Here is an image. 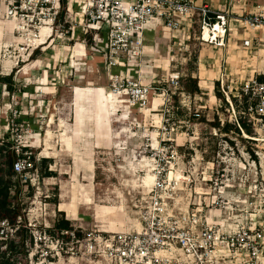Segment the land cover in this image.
I'll return each mask as SVG.
<instances>
[{
    "label": "rangeland",
    "instance_id": "374dc122",
    "mask_svg": "<svg viewBox=\"0 0 264 264\" xmlns=\"http://www.w3.org/2000/svg\"><path fill=\"white\" fill-rule=\"evenodd\" d=\"M67 5L63 4L62 15L70 12L69 7L80 12L77 4ZM74 25L73 39L70 34L64 37L55 31L46 46L33 52L36 46L27 41L25 53L19 43L7 41L0 45V129L6 124L4 105L9 80L13 79L12 73L2 66L9 61L16 67L19 62L26 63V115L17 119V133L28 146L26 150L33 154V161L34 157L37 161L51 159L49 170L54 173L50 178H42L39 173V181L28 180L29 186L20 179H11L10 186H16L14 206L19 208L26 228L22 227L17 242L12 244L10 257L0 256V264H97L83 249L75 254L47 257L55 254V247L44 238V232L56 237L59 231L53 225L61 219L70 221L79 237L91 231L112 234L138 229L140 203L153 187L143 183L148 167L155 169V175L158 171H165V176L174 173L172 182L165 179L167 190L161 195L168 197L169 209L175 214L195 211L201 220L211 219L222 227H251L253 223L264 227V128L260 126L255 132L248 127L249 133L238 128L220 82L224 75L225 82L233 88L230 92L225 87V91L233 95L241 81L252 75L246 65L247 53L255 49L252 34L246 33L253 46L243 51L236 43L240 39L236 34H231L232 41L223 50L203 43L199 24H194L188 40L183 39V33L176 34V39L166 33L163 42L158 41L160 57L147 56L146 79L157 74L158 79L165 80L168 72H179L180 88L169 91L171 98L167 100L154 96L160 105L153 112H146L153 98L143 109L129 103L117 104L116 109L111 108L109 131L100 126L97 132L98 127L90 122L77 133L75 87L101 86L112 90L109 79L96 75L89 65L95 52L89 50L91 54L83 61L76 55L75 49L81 48L85 38L79 19L72 25L65 24L63 32ZM6 32L14 37L8 27ZM147 34L156 37L159 30ZM85 40L87 45L93 43L90 37ZM259 49L264 54V39L260 38ZM151 56L157 58L152 60ZM202 59L207 61L206 67ZM220 61L221 67L216 71ZM261 61L259 71L264 72V56ZM87 74H91V79ZM194 79L198 81L197 92ZM231 100L237 112V102L232 96ZM180 174L184 178L182 190H176ZM30 178L34 180L35 176ZM63 202L72 204L75 218L65 212L60 216ZM172 255L171 261L166 262L167 254L160 264H188L180 252Z\"/></svg>",
    "mask_w": 264,
    "mask_h": 264
},
{
    "label": "built area",
    "instance_id": "2783aa9c",
    "mask_svg": "<svg viewBox=\"0 0 264 264\" xmlns=\"http://www.w3.org/2000/svg\"><path fill=\"white\" fill-rule=\"evenodd\" d=\"M64 1L0 0V22L14 25L12 34L20 40L19 47L25 53L26 41L36 46L33 52L42 47L37 45V41L44 38L48 42L55 31L64 37L70 34L73 39L75 25L65 33L63 29L65 24L72 25L79 19L83 35L85 38L91 37L93 42L87 45L83 39L80 47L85 50V58L88 47L90 51L100 54L111 90L117 95L125 93L128 103L139 109L147 107L154 96L165 100L171 98L169 91L179 89L182 79L181 74L175 71L168 72L165 80L158 79L157 74L152 75L149 81L146 79L149 78L145 71L146 59L152 54L146 51L153 48L158 50L159 46L155 36L151 38L153 45L148 44L147 38L150 36L147 32L158 29L160 38H165L167 33L173 39L177 38L176 34L183 33V39L188 40L194 24H199V38L203 43L224 48L238 28L249 33L264 31V12L247 13L230 21L225 13L216 12L207 4L198 5L197 0H67L68 5L77 4L80 12H73L69 7L70 12L62 15ZM44 28H50V31L42 33ZM206 29L211 35L209 42L203 38ZM242 45L249 49L253 42L246 37ZM220 82L236 116L238 128L243 133L246 132L243 125L252 127L255 132L260 126L264 128V72H252L251 76L241 81L239 88H235L237 93L233 95L225 91V87L229 91L231 89L230 92L233 88L225 82L224 75ZM7 96L10 101L4 105L8 116L5 127L0 129V150L9 149L15 153L14 179L28 185V180L31 183L39 181V173L33 154L26 150L28 146L22 143L17 133L20 125L16 122L24 114L23 105L15 93L8 91ZM231 96L237 102V112ZM22 98L25 101L26 94ZM194 116L200 117L199 114ZM162 155L166 157L163 152ZM252 163L257 164L255 160ZM164 172L156 173L148 198L140 203L138 229L112 234L91 231L83 237H79L73 229L62 230L56 237L47 235L45 231L44 238L55 247V254L46 256L55 258L58 254H75L83 249L97 264H160L166 260L164 256L167 254L166 262L173 259V253L180 252L188 264H264L262 225L253 223L251 227H222L208 219L201 220L195 211L175 214L169 209L168 197L161 195L167 190L165 179L174 180V177L170 180L171 172L167 176ZM31 175L35 176L34 180L30 178ZM15 191L16 186H11L10 194L14 195ZM22 227L26 228L22 215L13 220L0 218V256L10 257L12 244L17 242Z\"/></svg>",
    "mask_w": 264,
    "mask_h": 264
},
{
    "label": "bare ground",
    "instance_id": "6f19581e",
    "mask_svg": "<svg viewBox=\"0 0 264 264\" xmlns=\"http://www.w3.org/2000/svg\"><path fill=\"white\" fill-rule=\"evenodd\" d=\"M7 27L13 31L14 25L11 23H6L4 21L0 22V39L3 38V34L6 31ZM219 32H221L220 27L217 28ZM50 31V28H44L42 29V33ZM217 37V33L215 35ZM204 41H208L211 38V35L208 31V29L205 30L203 34ZM148 39V44H152V39ZM20 40H17V43H19ZM37 45H47V42L44 38H41L39 41L36 42ZM81 46V45H79ZM146 52L157 54L158 50L155 48L149 49ZM76 55L80 58H82V61L84 60L83 57H85V50L80 48L79 50L75 51ZM154 56V55H153ZM151 56L150 58L152 60H155V58L160 57V54H157V57ZM153 57V58H152ZM75 65H84L82 63H75ZM79 72V71H78ZM202 83V82H201ZM204 83V82H203ZM74 107H75V127L77 133H80V131L85 130V127L87 124H90V122H94L95 126L98 127L96 130L99 132V127L104 126L107 128V131H109L110 126V115H111V108L116 109L117 104H127L128 101L124 96L125 93H122L121 95L115 94L113 91H106L103 87H91V86H76L74 89ZM215 99V97L213 96ZM160 105L159 98H154L151 108L146 110V112H153L157 110V108ZM155 169H151L148 167L146 169L147 175L143 179V183L146 187H151L153 183L155 182L156 176L152 173ZM174 177V173H170V180H172ZM179 179V184L175 188L176 190H182L181 188V180H183V176L180 174L177 176ZM59 210L65 213H68L67 216L69 218H75L76 213L72 211V204L63 202L60 204ZM211 222V219L209 220ZM112 232V231H109Z\"/></svg>",
    "mask_w": 264,
    "mask_h": 264
},
{
    "label": "crops",
    "instance_id": "0c3cea01",
    "mask_svg": "<svg viewBox=\"0 0 264 264\" xmlns=\"http://www.w3.org/2000/svg\"><path fill=\"white\" fill-rule=\"evenodd\" d=\"M197 4L198 5L207 4L214 11L219 12V13H225V15L228 17V19H230V21L231 20L235 21L236 19H238L239 17H241L247 13L264 12V0H197ZM233 25L234 24L232 23L231 26H233ZM246 33H249V32H245V30L243 28H238L237 32L235 33L236 35L240 36V39H238L236 41V43H237V45H239L240 48H242L243 51L247 50L242 45L243 39H245L246 37L248 38V34H246ZM250 34H252V36L254 37L256 42H254L255 49L252 52L249 51L247 53L249 60L247 61L248 63H246V65H247V67H249L251 69V72H254L256 70L258 71L260 66L263 64V61H261V58H262V56H264V54H263V51L261 49H259V45H260V38L264 39V31H262V32H251ZM149 35H151L152 37L154 36L152 34H148V36ZM163 39L164 38L159 37V34H158V36L155 37L156 43H158V41L160 42V40H161V42H163L162 41ZM7 41L10 42V44L11 43L12 44H15V43L18 44L17 39L13 36L8 35L7 32L5 31L3 34V38L0 39V45L6 44ZM231 41H232V39H229L230 43H231ZM158 45H159V43H158ZM159 47H160V45L158 46V48ZM223 49L224 48H221V50H223ZM202 61L204 62V63H202V65H204V67H206L205 62H207V61L203 60V59H202ZM20 63H22V62H19L17 67H16V65H14L13 61H9L8 65H3L2 67H3V70L5 68V70L10 71L12 73L11 76L13 77V79H12L13 83L12 82L10 83V86H9L10 88L8 87V89L11 93H15L16 96L18 97V99L22 102L23 112H24L23 115H26V113H25L26 112V101H24L22 98V95L26 94V83H25L26 73H24V71L26 70V63H23L22 65H20ZM87 63H88V61H87ZM218 67L219 68L215 69L216 71H218L220 69L221 61L218 65ZM0 71H1V69H0ZM115 72H117V70ZM90 75L87 74L86 77H88V79H91ZM16 78H18V79H16ZM9 101H10V99L8 98L6 100V103Z\"/></svg>",
    "mask_w": 264,
    "mask_h": 264
},
{
    "label": "trees",
    "instance_id": "16d2710c",
    "mask_svg": "<svg viewBox=\"0 0 264 264\" xmlns=\"http://www.w3.org/2000/svg\"><path fill=\"white\" fill-rule=\"evenodd\" d=\"M66 2L64 1V5ZM91 39V37H90ZM90 49H86V55L90 53ZM91 54V53H90ZM96 58H99L98 61H96ZM89 65L93 68V71H95L96 75L100 74L102 75L104 80H108V76L104 70V61L100 54L93 53L92 57L89 60ZM98 73V74H97ZM87 80H85L86 82ZM9 83L10 80H9ZM95 84H99L98 81ZM194 85V91H198V81L194 79L193 81ZM97 87V86H96ZM10 88V87H9ZM243 128L246 130L247 133H249V129L243 125ZM15 160V153L10 151L9 149L0 150V218H10L11 220L15 219L18 215H21V212L19 208L12 206L13 202L17 200L16 194L12 196L10 194V185H11V179L15 177L13 172V162ZM35 162V168L37 169L38 173H40V177L42 178H50L54 177L53 171L49 170V166L51 164V159H43L37 161L34 157ZM7 164L6 166L4 164ZM41 166V168H40ZM7 167V169H5ZM60 216H63L64 212H59ZM53 228L56 231H62V230H71L72 226L70 221L61 219L54 223ZM21 236V234H20Z\"/></svg>",
    "mask_w": 264,
    "mask_h": 264
}]
</instances>
